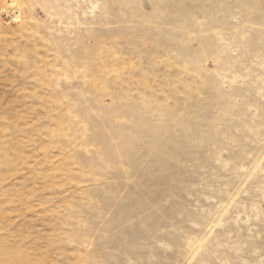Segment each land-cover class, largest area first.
<instances>
[{"label": "rangeland", "instance_id": "1", "mask_svg": "<svg viewBox=\"0 0 264 264\" xmlns=\"http://www.w3.org/2000/svg\"><path fill=\"white\" fill-rule=\"evenodd\" d=\"M0 264H264V0H0Z\"/></svg>", "mask_w": 264, "mask_h": 264}]
</instances>
